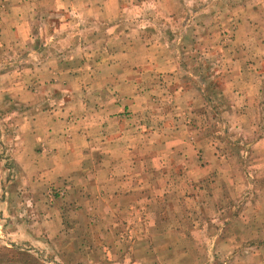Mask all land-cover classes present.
<instances>
[{
	"label": "rangeland",
	"instance_id": "rangeland-1",
	"mask_svg": "<svg viewBox=\"0 0 264 264\" xmlns=\"http://www.w3.org/2000/svg\"><path fill=\"white\" fill-rule=\"evenodd\" d=\"M0 264H264V0H0Z\"/></svg>",
	"mask_w": 264,
	"mask_h": 264
},
{
	"label": "crops",
	"instance_id": "crops-1",
	"mask_svg": "<svg viewBox=\"0 0 264 264\" xmlns=\"http://www.w3.org/2000/svg\"><path fill=\"white\" fill-rule=\"evenodd\" d=\"M21 12H15L13 18H14V26H22L24 23L28 22L27 19H26V15L23 16L22 14H20ZM25 19V20H24ZM31 40V39H30ZM33 41V40H31Z\"/></svg>",
	"mask_w": 264,
	"mask_h": 264
}]
</instances>
